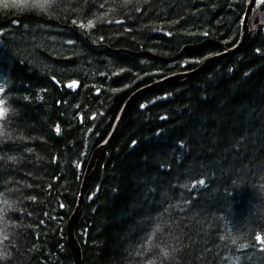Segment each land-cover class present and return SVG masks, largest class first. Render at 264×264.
Wrapping results in <instances>:
<instances>
[{"label": "trees", "instance_id": "1", "mask_svg": "<svg viewBox=\"0 0 264 264\" xmlns=\"http://www.w3.org/2000/svg\"><path fill=\"white\" fill-rule=\"evenodd\" d=\"M249 1L0 6V264H74L67 224L125 102L236 46ZM75 233L83 264H264V27L138 104Z\"/></svg>", "mask_w": 264, "mask_h": 264}, {"label": "water", "instance_id": "2", "mask_svg": "<svg viewBox=\"0 0 264 264\" xmlns=\"http://www.w3.org/2000/svg\"><path fill=\"white\" fill-rule=\"evenodd\" d=\"M246 15H247L246 23L248 25V29L243 32L240 42L236 46L228 49L226 52L216 54V55L208 58L205 61V62L208 61L207 62L208 63V67H207L208 71L211 70L215 65H217L222 60H224L228 57H232V56L237 55L242 50V48L247 44V42L252 37V35L258 30V26L257 27H251V16H252V14H246ZM176 74H179V73H176ZM176 74H172L170 76H175ZM170 76H168V77H170ZM168 77H165L159 81H155V82H153V84L151 83V85H149V86L141 87L136 93H134L132 96H130L128 98V100L126 101V107L124 109V112L119 117V119L115 125V128L112 131V134L108 138L107 143L104 145L101 144L99 146V147H101L100 148L101 150L99 149L94 156V159L92 162V168L90 170V174L88 175V177H86L84 175L85 178H84V181L82 182L83 186L81 188V193L79 196L80 199H79L78 204H77V206H76V208H75L73 214L71 215V217L68 221V224H67V241H68V245H69L71 254H72L73 259H74V264H83L84 263L83 251H82L81 244L76 237L75 227H76V223H77V221H78V219L82 213L86 194H87L89 188L94 183V181L96 180V178L99 174L100 165H101V162L103 160V157H104L106 151L111 147V145L113 144V142L117 138L119 132L123 128L125 121L129 117V115L133 112L135 107L138 105L139 101L141 99H143L144 97L148 96V94L156 93V92H159V91L165 89L166 87L161 88V82L163 80H168ZM197 78H198V76H194V79H197ZM194 79H192V80H194ZM76 82H78L79 85L77 86L78 88L77 87H75V88H77L79 90L80 89V81L76 80ZM66 85H68V82L66 83ZM78 90H74V91L69 90V91L76 92ZM99 151H100V153H99Z\"/></svg>", "mask_w": 264, "mask_h": 264}, {"label": "bare ground", "instance_id": "3", "mask_svg": "<svg viewBox=\"0 0 264 264\" xmlns=\"http://www.w3.org/2000/svg\"><path fill=\"white\" fill-rule=\"evenodd\" d=\"M261 1V0H260ZM263 1V0H262ZM257 2H256V0H250L249 1V3H248V6H247V8H248V10H247V13L246 14H252V16H251V27H257L258 26V30H260V29H262L263 27H264V24H256V25H254L253 24V22H252V17H253V14H254V11H255V9H256V6L258 5V4H256ZM264 5V4H263ZM246 19H247V15L245 16V18H244V21L242 22V34H243V32L245 31V30H247L248 29V25H247V23H246ZM263 23V22H262ZM257 30V31H258ZM256 31V32H257ZM255 32V33H256ZM241 38H242V35H241ZM252 38V37H251ZM241 40V39H240ZM240 42V41H239ZM227 51V50H226ZM225 51V52H226ZM223 53V52H222ZM220 54V53H219ZM216 55V54H215ZM212 56H214V55H212ZM212 56H210V57H212ZM209 57V58H210ZM208 59V58H207ZM206 59V60H207ZM205 60V61H206ZM205 61H203L198 67H196L195 69H193V70H188V71H181V72H178L179 74H176L175 76H170V77H168V76H166V77H168V80H163L162 82H161V88H163V87H166L165 89H163V90H161V91H159V92H156V93H152V94H148V96H152V95H155V94H160V93H163V92H166V91H169V90H171V89H173V88H175V87H178V86H180V85H183L184 84V82L186 83L188 80H192V79H194V76H198V78L199 77H201L202 75H204L205 73H207V72H210L212 69H214L219 63H221V62H219L217 65H215L211 70H207V67H208V61L207 62H205ZM163 78H165V77H163ZM163 78H161V79H163ZM197 78V79H198ZM161 79H159V80H161ZM159 80H155V81H159ZM194 80H196V79H194ZM73 81H76V80H72V81H68V85H66V83L67 82H65V88L69 91V90H71V91H74V90H78L77 88H73V87H70V85L72 84V82ZM79 81V80H78ZM154 81V82H155ZM193 81V80H192ZM56 83L58 84V85H61V83L60 82H57L56 81ZM153 84V83H152ZM79 85V84H78ZM149 85H151V83L150 84H148V85H146V86H149ZM70 91V92H71ZM138 91V90H137ZM136 91V92H137ZM77 92V91H76ZM76 92H73V93H76ZM136 92H134V93H136ZM133 93V94H134ZM132 94V95H133ZM131 95V96H132ZM147 97V96H146ZM146 97H144L143 99H141L140 101H139V103L142 101V100H144ZM138 103V104H139ZM138 106V105H137ZM136 106V107H137ZM125 107H126V102H125V104H124V107H123V109H122V111H121V114H120V116L123 114V112H124V109H125ZM135 107V108H136ZM134 111V110H133ZM132 114V113H131ZM130 114V115H131ZM129 115V116H130ZM119 116V117H120ZM119 119V118H118ZM118 121V120H117ZM126 122V121H125ZM112 134V133H111ZM108 141V140H107ZM107 141L105 142V143H103V145L104 144H106L107 143ZM112 146V145H111ZM101 147H97V149L96 150H94L93 152H92V155H91V157H90V160H89V163H88V165H87V168H86V171H85V173H84V175L86 176V177H88V175L90 174V170H91V168H92V162H93V159H94V156H95V154H96V152L100 149ZM101 150V149H100ZM109 150V149H108ZM107 150V151H108ZM107 151H106V153H107ZM99 153H100V151H99ZM105 153V154H106ZM104 157H105V155H104ZM104 157H103V159H104ZM102 162H103V160H102ZM102 162H101V165H102ZM101 165H100V168H101ZM99 172H100V170H99ZM85 176H84V178H85ZM98 177V176H97ZM84 178H83V181H84ZM97 179V178H96ZM95 182V181H94ZM83 186V185H82ZM90 189V188H89ZM89 191V190H88ZM88 193V192H87ZM86 197H87V194H86ZM86 197H85V199H86ZM80 199V198H79ZM85 202V201H84Z\"/></svg>", "mask_w": 264, "mask_h": 264}, {"label": "snow or ice", "instance_id": "4", "mask_svg": "<svg viewBox=\"0 0 264 264\" xmlns=\"http://www.w3.org/2000/svg\"><path fill=\"white\" fill-rule=\"evenodd\" d=\"M33 6L40 7L42 9L46 8L51 0H31ZM29 0H0V6L3 8H8V7H19L21 5L28 4ZM78 82L73 81L70 87H77ZM4 89L0 87V93H2ZM143 107V106H142ZM7 109L4 107V100L0 99V119H2L6 115ZM57 133H59L60 129L57 126L56 129ZM193 188H195V185H193ZM62 206V205H61Z\"/></svg>", "mask_w": 264, "mask_h": 264}, {"label": "rangeland", "instance_id": "5", "mask_svg": "<svg viewBox=\"0 0 264 264\" xmlns=\"http://www.w3.org/2000/svg\"><path fill=\"white\" fill-rule=\"evenodd\" d=\"M256 4H258L257 6H256V9H255V11H254V13L255 12H257L262 6H263V4H264V0L262 1H260V0H256ZM247 10H248V8H247ZM247 10H246V13H247ZM246 13H245V15H244V18H245V16H246ZM254 15V14H253ZM244 18H243V21H244ZM253 22V21H252ZM64 86H65V84H64ZM139 90V89H138Z\"/></svg>", "mask_w": 264, "mask_h": 264}, {"label": "clouds", "instance_id": "6", "mask_svg": "<svg viewBox=\"0 0 264 264\" xmlns=\"http://www.w3.org/2000/svg\"><path fill=\"white\" fill-rule=\"evenodd\" d=\"M54 2H55V0H51L50 4H51V3H54Z\"/></svg>", "mask_w": 264, "mask_h": 264}]
</instances>
